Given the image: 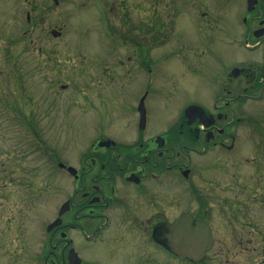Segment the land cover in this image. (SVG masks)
I'll use <instances>...</instances> for the list:
<instances>
[{
    "label": "flooded vegetation",
    "instance_id": "obj_1",
    "mask_svg": "<svg viewBox=\"0 0 264 264\" xmlns=\"http://www.w3.org/2000/svg\"><path fill=\"white\" fill-rule=\"evenodd\" d=\"M49 1L61 9L59 22L63 25L58 29L30 26L31 31L42 28L45 36L38 48L44 55L42 69L52 59L51 40L62 37L74 11L84 10L88 11L98 44H106L104 53L96 52L92 57L94 78L97 69L103 67L105 79L121 82L118 86L143 75L155 85H141L135 93V105L120 111L128 119L123 128L131 129V136H96L75 164H58L62 198L54 209L50 202L46 208L40 206L47 202H30L36 210L33 213L42 209L48 215L37 226L43 239L42 254L29 262L19 259L30 246L27 236L34 218H4L0 213V264H92L86 258L87 251H114L126 244L136 258L133 264H161L163 253L196 264L216 250L217 241H221L220 255L233 254L249 262L248 257L259 254L258 244L264 248V226L260 227L264 225L260 223L264 213L260 217L259 211L264 210V111H259V103L264 102V57L254 61L238 54L264 52V11L258 9L264 0H257L253 10L245 0V13L238 20L241 29L222 37L218 62L223 66L212 72L205 71L207 66L200 58L210 52L207 46L214 42L210 35L218 19L209 20L206 4L192 14L194 31H186L180 20L189 15L181 9L179 0H171L170 11L157 6L152 15L147 13V0ZM187 1L196 8L195 1ZM217 10L219 13L220 8ZM27 21L33 24L29 12ZM17 44L9 42L5 54L9 55L6 52L15 50ZM27 48L20 53H26L23 50ZM216 52L213 48L212 53ZM14 53L18 55L19 50ZM16 55L9 59H17ZM2 59L1 50L0 62ZM198 82L204 86V99L183 104L178 117L165 126L153 123L155 102H149L155 94L171 96L182 91L179 95L194 96L187 87ZM30 91L0 88V110L13 114L9 124L32 125L19 110L22 103L25 109L33 105ZM96 91L105 97L101 100L111 102L120 89ZM191 107L200 110L186 115ZM100 117L112 123L108 115ZM42 146L47 156V142ZM8 159H13L12 155ZM3 165L0 158V169ZM187 215L194 223H206L214 240L213 248L198 262L176 254L170 240V225ZM226 227L229 232H225ZM70 254L75 255L72 261Z\"/></svg>",
    "mask_w": 264,
    "mask_h": 264
},
{
    "label": "rangeland",
    "instance_id": "obj_2",
    "mask_svg": "<svg viewBox=\"0 0 264 264\" xmlns=\"http://www.w3.org/2000/svg\"><path fill=\"white\" fill-rule=\"evenodd\" d=\"M193 1L196 3L195 9L187 0H179L181 9L189 15L180 21L186 31H194L196 26L195 18H193L195 10L205 4L210 9L209 20L218 18L214 24L215 30H211L213 35H210L214 42L207 46L210 52L205 56H200L207 66L206 72L218 71L216 69L223 66L218 62L220 59L219 42L225 34L236 33L241 29L238 20L245 13L246 2L245 0ZM153 2V0H147L148 15H152L157 6L159 9H169L170 11L173 4L171 0H157V2L155 0V4ZM216 4L217 6H215ZM219 8L220 12L218 13L217 9ZM258 9L264 11V1L259 4ZM28 12L33 16L31 25L27 21ZM60 12L61 9L49 0H0V51L2 50L3 58L0 62V72H2L0 88L3 90H31L29 94L33 104L27 109L24 108V103L19 105V110H22L20 112L25 113V121L32 123L30 127L9 124L13 114L0 110V158L4 163L0 169V185L2 186L0 189V213L4 218L20 216L34 218L33 223L36 227L33 228V224L32 227L29 226L31 230L27 236L30 246L23 257L19 258L28 262L34 260L35 256L44 251L43 239L39 235L40 227L37 226L48 217L45 212H41L42 209H37L39 212L33 213L36 210L35 208L32 210L30 202H47L40 206L43 208H46L50 202L54 209L62 198L60 188L62 174L58 164L60 162L68 165L75 164L79 155L89 149L91 141L96 136H131L132 130L123 128L128 119L120 111L124 107L130 110L135 105V93L141 85L144 83L146 86L150 83V85H155L154 80L149 81L151 78L143 75L131 78L122 86H118L121 82L105 79L103 67L100 70L97 69L98 75L94 78L92 57L97 54L96 52L102 53L103 51L104 53L106 44H98L96 33L90 27L91 19L88 16V11L84 10L74 11L73 20L69 17L70 15L68 16L69 28L64 27L62 37L51 40L52 59L49 66L42 69L44 55L38 48L44 42L45 36L43 37L42 28L38 31H31L30 26L34 24L40 27L49 26L52 28L56 26L58 29L63 25L59 22L61 21ZM51 37L53 38V34ZM193 37L197 38V34H193ZM11 41L18 42L17 48L6 52L9 54L7 55L4 47ZM33 41L37 43L31 45L30 43ZM24 47L28 48L23 50L26 53L22 54L20 52ZM213 48L217 50L214 54L212 53ZM17 50H19L18 55L14 53ZM13 54L17 56V59L10 60L9 57ZM238 56L260 61L264 57V52L238 54ZM161 68L159 66V69ZM95 81L96 86L94 85ZM162 84L164 87L167 85L164 81ZM187 88L192 89L195 95L186 97L179 95L183 94L182 91H179L178 95L170 93L173 96H166L165 92H161L155 94L154 99H150V105L155 102L151 117L153 123L165 126L168 121L178 117L183 104L205 98V89L200 82L196 86L193 83ZM96 89H120V92L109 102L105 99L101 100V97H105L101 94L98 96ZM22 99L27 101L25 93H22ZM98 101L101 103L98 104ZM259 105V111H264L261 107L264 106V102ZM100 116H106L112 123L109 124L105 118ZM27 117L28 119H26ZM46 121H49L47 125ZM34 131H38V133L34 135ZM43 142H47L49 150L47 156H44L43 153ZM10 155L13 159H8ZM23 206L31 208L25 209ZM18 210L31 213L19 215ZM259 211L261 217L264 210ZM262 221L260 223H264V216ZM263 226L260 225V227ZM225 232H229V228ZM220 243L221 241H217L216 250L209 254L206 260L196 264H264V255L262 254L264 248L262 249L259 244L257 246L259 254L253 255L254 257L251 258L248 257L249 262H245L241 261L239 256L234 257L233 254L229 257L220 255ZM228 243L231 242L228 241ZM101 246H98L97 249ZM125 247L126 249H124ZM120 248L122 249L108 250V252L91 253L87 251L86 258L92 264H133L136 258L128 250L130 246L126 244ZM231 251L234 253L235 249L231 248ZM160 256L161 264H187L164 253ZM228 259L229 261H227Z\"/></svg>",
    "mask_w": 264,
    "mask_h": 264
},
{
    "label": "water",
    "instance_id": "obj_3",
    "mask_svg": "<svg viewBox=\"0 0 264 264\" xmlns=\"http://www.w3.org/2000/svg\"><path fill=\"white\" fill-rule=\"evenodd\" d=\"M249 10H253L257 0H248ZM142 113H144V106L140 107ZM198 107H191L186 110L185 114L190 115L199 111ZM61 166H64L61 164ZM193 219L187 216H181L178 218L170 228L172 229V242L173 251L181 257L190 258L196 262L203 260L206 257V253L209 252L214 246V240L210 227L203 222L196 221L191 225ZM192 227H191V226ZM75 255L70 254V261L74 260ZM76 264V262H73Z\"/></svg>",
    "mask_w": 264,
    "mask_h": 264
}]
</instances>
